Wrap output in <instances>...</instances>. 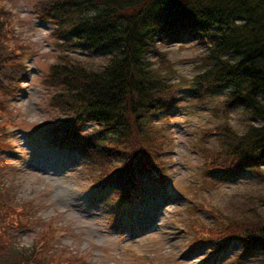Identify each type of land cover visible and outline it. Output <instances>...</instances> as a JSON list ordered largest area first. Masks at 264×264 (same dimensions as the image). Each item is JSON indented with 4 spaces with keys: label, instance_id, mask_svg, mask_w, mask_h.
Listing matches in <instances>:
<instances>
[{
    "label": "trees",
    "instance_id": "1",
    "mask_svg": "<svg viewBox=\"0 0 264 264\" xmlns=\"http://www.w3.org/2000/svg\"><path fill=\"white\" fill-rule=\"evenodd\" d=\"M178 2L37 0L32 4L37 17L52 25L58 49L109 55L105 65L92 69L67 54H57L60 61L49 65L44 84L56 91L49 106L65 114L54 126L59 132L52 129L51 141L88 158L102 178L119 179L125 193L136 185L137 170L156 175L158 182L166 173L160 157L166 150L164 139L151 130L149 120L166 118L178 101L180 84L163 81L149 57L162 54L161 42L196 34L206 39L208 47L190 79L191 93L199 99L228 91L223 107L216 106L224 120L208 129L219 134L221 153L213 154L207 146L201 151L207 161L225 168L227 176L249 170L264 177V0H185L176 7ZM10 16L0 4V95L18 91L28 77L16 53L19 46L6 42L11 35ZM233 110L245 116L242 131L230 122ZM88 122L96 127L83 129ZM2 127L0 149L11 150ZM7 162L0 155V264H51L47 257H13L10 252L16 250L7 249L11 248L8 234L22 226L2 181ZM130 170L127 180L118 176ZM254 226L233 223L213 228L236 234L246 250L264 256V220ZM35 251L40 252L38 247Z\"/></svg>",
    "mask_w": 264,
    "mask_h": 264
},
{
    "label": "rangeland",
    "instance_id": "2",
    "mask_svg": "<svg viewBox=\"0 0 264 264\" xmlns=\"http://www.w3.org/2000/svg\"><path fill=\"white\" fill-rule=\"evenodd\" d=\"M181 1L185 0H177ZM0 4L13 10L9 20L15 21L14 28L9 25L11 35L6 42L23 45V59L30 66L18 95H0L7 107L0 125L4 119L15 124L11 125V141L16 142V152L0 149V155L8 160L3 181L13 203L20 208L26 205V211L33 214L32 219H27L25 211L19 212L20 218L27 219L29 224L24 220L25 225L6 238L11 246L7 249L16 250L10 252L13 257H47L51 264L58 260L61 264H263L262 255H246L237 241L216 261L210 258L200 262L214 255L212 251H186L194 238L193 222L256 227L255 221L264 220V177L246 172L214 181L201 155L202 146L210 147L213 154L221 153L219 134L208 129L224 120L221 108L216 106L223 107L228 94L216 91L198 99L188 89L208 47L201 35L161 42V56L149 57L163 81L180 84L178 102L164 115L169 118L149 120L151 130L163 136L166 150L160 157L167 179L173 183V192L168 198L153 190L142 192L141 198L128 207L127 214L132 216L119 218L113 212L119 198L110 190L104 198H97L95 181L100 173L90 161L79 153L59 150L49 142L50 128L64 118L62 112L49 106L56 91L44 84L49 65L60 61L57 54L63 50L54 43L52 25L37 17L33 0H0ZM71 54L92 69L101 68L109 59V55L82 51ZM241 113L230 112V122L238 131L244 127L241 117L245 116ZM141 179L147 185V179ZM195 200L203 206L199 210L192 207L191 201ZM159 204L163 207L159 224L148 225L153 213L146 208ZM50 227V245L47 249L44 244V251L39 248L37 253L35 245ZM41 245L38 243V247Z\"/></svg>",
    "mask_w": 264,
    "mask_h": 264
},
{
    "label": "bare ground",
    "instance_id": "3",
    "mask_svg": "<svg viewBox=\"0 0 264 264\" xmlns=\"http://www.w3.org/2000/svg\"><path fill=\"white\" fill-rule=\"evenodd\" d=\"M33 1H37V0H33ZM171 1H172V0H171ZM180 4H181V3H177V4L175 3L176 7H178V5H180ZM11 11L13 12L12 9H11ZM11 11L9 10L10 14L12 13ZM179 15H180V14H179ZM179 15H178V16H179ZM176 18H177V17H176ZM198 35H201V34H196V35H193L192 37H195V36H198ZM82 52L85 53V51H83V50H82ZM70 55L73 56L72 54H70ZM93 55H96V54H93ZM220 244H221L222 246L225 247V246H227L228 242H227L226 240H221Z\"/></svg>",
    "mask_w": 264,
    "mask_h": 264
}]
</instances>
